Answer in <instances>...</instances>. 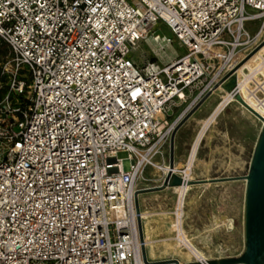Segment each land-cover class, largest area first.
<instances>
[{
  "label": "built area",
  "instance_id": "2783aa9c",
  "mask_svg": "<svg viewBox=\"0 0 264 264\" xmlns=\"http://www.w3.org/2000/svg\"><path fill=\"white\" fill-rule=\"evenodd\" d=\"M159 23L186 52L141 67L133 52L162 40ZM263 42L264 0H0V264H145L135 196L147 169L157 186L195 177L204 123L172 169L176 123ZM261 64L251 84L264 100ZM238 90L215 111L244 107Z\"/></svg>",
  "mask_w": 264,
  "mask_h": 264
},
{
  "label": "rangeland",
  "instance_id": "374dc122",
  "mask_svg": "<svg viewBox=\"0 0 264 264\" xmlns=\"http://www.w3.org/2000/svg\"><path fill=\"white\" fill-rule=\"evenodd\" d=\"M250 25L255 32L259 23ZM155 33L160 34L162 40L156 41L151 34L142 40L133 52V58L141 67L153 63L164 66L186 52L166 24L159 23ZM7 54V47L0 44V55L6 58ZM258 54L259 58L263 59L264 48ZM246 64L248 67L245 73L251 72L254 66L250 61ZM244 77L246 76H242ZM259 78L260 75H257L256 79ZM249 85L252 87L251 82ZM202 91L203 88H199L187 96L186 101L174 110L171 117L173 122L194 104ZM222 91L213 94L178 132L177 154L186 159L203 122L215 111L220 97L225 95ZM261 127L262 121L250 111L238 103L230 104L207 131L200 148L195 178L200 180L247 175ZM166 147L170 154V141ZM120 157L125 158L124 166L129 169L127 153H120ZM184 162L181 161V165ZM157 179L158 172L148 168L144 182L154 184ZM245 189V180L214 182L194 185L187 195L184 224L186 233L200 249L213 258L238 256L244 249ZM146 199L153 213L146 220L148 233L144 234L152 236L155 240V248L153 252H148L149 257L156 261L177 258L189 262L194 256L185 250L183 253L180 251L182 247H179L180 243L172 226L176 222L174 211L178 203V192L168 188L151 193Z\"/></svg>",
  "mask_w": 264,
  "mask_h": 264
},
{
  "label": "water",
  "instance_id": "95a60500",
  "mask_svg": "<svg viewBox=\"0 0 264 264\" xmlns=\"http://www.w3.org/2000/svg\"><path fill=\"white\" fill-rule=\"evenodd\" d=\"M262 44L259 46H262ZM258 48L260 47H257L255 51H252L248 56L252 57L256 54V52L260 50ZM237 84L238 78L234 71L227 79L220 81L215 86L221 85L226 92L231 93L237 89ZM209 96L210 93L208 92L176 123L170 140V166L172 169L175 167L176 137L178 132L187 124L193 114L207 101ZM236 98L246 109L262 121V127L255 145L248 174L239 177L232 176L187 181L188 184L191 185L236 180L246 181L243 213L244 249L238 256L209 259L208 264H264V117L249 105L238 92L236 93ZM184 183L185 181L183 178L170 172L162 185L140 189L136 193L135 199L138 225L145 264H203L201 261L182 262L177 258L152 261L149 259L146 246L144 245V225L140 207V196L148 193L161 192L168 189V187L182 186Z\"/></svg>",
  "mask_w": 264,
  "mask_h": 264
},
{
  "label": "bare ground",
  "instance_id": "6f19581e",
  "mask_svg": "<svg viewBox=\"0 0 264 264\" xmlns=\"http://www.w3.org/2000/svg\"><path fill=\"white\" fill-rule=\"evenodd\" d=\"M258 47H260V48H258L260 50H258L256 52V54H254L252 57L246 55L244 58L241 59L242 61H240V63L237 66H235L234 68L229 69V70L223 72V77H222L221 81L227 79L231 75V73L235 71V74L237 75V78H238V84H239V90H238L239 92L238 93H239V95L249 105H251L257 112H259L264 117V100H261L256 95V91L254 89H252V87L249 85V83L252 82L253 80L254 81H259L258 79H256L257 78V75H258L257 68H260L262 66L261 62L264 61V58L263 59H260L259 58V55L260 54H258L260 51L263 50L264 43L262 44V46H258ZM253 51H255V50H253ZM248 61H250L252 63V65L254 66V69L250 73H245V69L248 67V65L246 64ZM255 63H257V64H255ZM242 76H246V77L242 78ZM222 89H223V91H222ZM219 91L225 92L224 91V88L221 85L215 86L209 92L210 93L209 98L212 97L213 94H215V93H217ZM182 94L184 96V93H182ZM209 98L207 99V101L209 100ZM222 98L225 99V102L223 104V105H225V103L228 102V100H229L230 97L225 92V95L222 96ZM221 112H222V109L219 108L218 110H216L214 112V115L211 117L210 121L206 122V120H205L203 122L204 123L203 124L204 125V128L201 130L200 135L198 136L197 144H196L195 149L206 138V134H207V130H208L207 128H209V125L210 124H213L214 122H216V120L219 117V115H220ZM175 165H176V168L181 166L180 164H177V163ZM194 180H196V178L194 176H190L188 178V181H194ZM193 187H194V185H191V184H188V182H185L182 186H178V187H168V188L175 189L176 191H178L180 193V202H179L180 203V207H183L184 208L185 207L184 204H186L187 195L190 193V191L193 189ZM148 217L149 216H148V214L146 212H143L142 213V219H146ZM230 225L232 226V223H230ZM172 226H173V229L175 231H178L177 239H178V241L180 243L179 247H182V250H180L182 253L185 250V251L189 252L191 255H193L194 258H197L199 261H205V260H209V259H214L211 255H208V253H206L205 251H203L202 249H200L194 243L193 238H191V237H189L187 235L186 230H185V227H184V219H181V221L179 223L175 222V224H173ZM139 233H140V231H139ZM139 240H140V243H141L140 235H139ZM141 245H142V243H141ZM144 245L146 246L147 253L148 252H153V250L155 248V240L152 239V236H150V235H148L146 233L144 234ZM150 259H153V258H150Z\"/></svg>",
  "mask_w": 264,
  "mask_h": 264
},
{
  "label": "crops",
  "instance_id": "0c3cea01",
  "mask_svg": "<svg viewBox=\"0 0 264 264\" xmlns=\"http://www.w3.org/2000/svg\"><path fill=\"white\" fill-rule=\"evenodd\" d=\"M216 94V93H215ZM214 94V95H215ZM176 140H177V137H176ZM179 147V143L176 144V149ZM169 148V147H168ZM165 158H166V161L169 163L170 162V154H169V150H167V147L165 148ZM185 157L184 156H181V154H177V152H175V164H180L181 165V161L184 162L185 160ZM148 170V169H147ZM157 186V183L155 182L154 184L152 183H143L141 185V187H143L142 189L144 188H149V187H155ZM149 194L151 193H148V194H144V195H141L140 196V207H141V212H146L149 215H151L153 212L149 211L151 208L150 206H148V204L146 203V196H148ZM149 218V217H148ZM143 219V225H144V232H147L148 233V225H147V222L146 220L148 219Z\"/></svg>",
  "mask_w": 264,
  "mask_h": 264
}]
</instances>
